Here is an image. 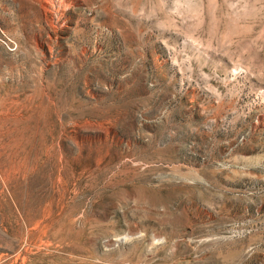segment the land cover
Instances as JSON below:
<instances>
[{
	"label": "rangeland",
	"instance_id": "1",
	"mask_svg": "<svg viewBox=\"0 0 264 264\" xmlns=\"http://www.w3.org/2000/svg\"><path fill=\"white\" fill-rule=\"evenodd\" d=\"M0 264H264V0H0Z\"/></svg>",
	"mask_w": 264,
	"mask_h": 264
}]
</instances>
